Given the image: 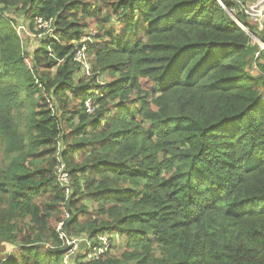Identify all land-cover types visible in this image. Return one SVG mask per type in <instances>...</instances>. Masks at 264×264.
Here are the masks:
<instances>
[{
    "label": "trees",
    "instance_id": "trees-1",
    "mask_svg": "<svg viewBox=\"0 0 264 264\" xmlns=\"http://www.w3.org/2000/svg\"><path fill=\"white\" fill-rule=\"evenodd\" d=\"M18 4L52 22L32 52ZM243 4L224 3L264 42ZM243 27L217 0H0V264H65L60 233L92 244L71 264H264V52Z\"/></svg>",
    "mask_w": 264,
    "mask_h": 264
},
{
    "label": "built area",
    "instance_id": "built-area-1",
    "mask_svg": "<svg viewBox=\"0 0 264 264\" xmlns=\"http://www.w3.org/2000/svg\"><path fill=\"white\" fill-rule=\"evenodd\" d=\"M220 4H222L223 6L225 1L227 0H218ZM235 4H240L242 3L240 0H230ZM243 7H245L243 5ZM248 9L244 10L245 15L249 16L252 20L259 22L258 25V29L259 30H263V23H260L261 20H264V0H258L257 3L253 4V5H248L247 6ZM37 27H40L41 30H44L45 32H51L53 31L52 28V22H47V21H43L42 19H38V21L36 22ZM91 30V29H90ZM88 31V33L83 37L80 46L77 47L76 49V54H75V61L79 64H82V66L84 67V69L86 71H88V55H87V49H88V45L93 43V38L96 36L95 31L91 30ZM17 32L19 33V31L17 30ZM19 35V34H18ZM41 35V34H40ZM20 36V35H19ZM260 39V52L256 53V56L258 57L260 55L261 52H264V42ZM87 108H88V112H92V109L90 107V104L87 103ZM55 174L57 177V180L59 182V184L65 188L67 197L70 195V185H71V178L69 175V171H68V167L67 164L65 162H63L61 159L58 160V164L55 167ZM61 228V225L59 227V229ZM61 238L65 241V243L67 245H73L74 248L70 250V252L67 254L66 259H65V264H71V258L73 257V255L77 252V248L79 243L84 242L88 245L89 249H92V244L87 240V239H82V240H72L69 239L64 233H60ZM111 248V242L110 239L107 235H101L99 237V242H98V246L93 248L94 254H92L90 256V258H93L95 256H100L102 254H104L105 252H107L109 249ZM75 249V251H74Z\"/></svg>",
    "mask_w": 264,
    "mask_h": 264
},
{
    "label": "rangeland",
    "instance_id": "rangeland-1",
    "mask_svg": "<svg viewBox=\"0 0 264 264\" xmlns=\"http://www.w3.org/2000/svg\"><path fill=\"white\" fill-rule=\"evenodd\" d=\"M242 2L244 3L243 5L245 6V7H242V11H244L245 9H248L247 8L248 5H253V4L257 3L258 0H242ZM21 7H22L21 4H18V6L16 5V7H9L7 12H6L7 13V18L10 21H13L16 30L19 31L18 34L20 35V37H21V39L23 41L25 51L27 52V50H28V51L32 52L33 51L32 49H34V48L37 49L39 47L40 41L44 37L49 36L50 34H52L53 31L41 33L40 32L41 31L40 27H36L35 30H32L30 28L31 21L24 15V12L16 11V8L20 9ZM230 12H231L230 14L235 16L234 14L236 12H234V11H230ZM229 17H231V16H229ZM263 19H264V17H263ZM248 21H249L250 25L254 26V27L258 26L257 23L259 24V22H256V21H254L252 19L250 20L249 18H248ZM260 23L264 24V20H261ZM34 27H35V24H34ZM114 27H118L119 31H122V26L120 25V20H118V19L114 20ZM88 29H91V30L95 31L96 36L98 35L99 30H100L99 26L98 25H94V24H91ZM96 31H98V33ZM38 33L41 34V35H39ZM259 33H257L255 30L253 32V34L257 38L255 42L258 45L260 44V39L259 38L260 37L262 38V35H259ZM93 40H95V39L93 38ZM26 63H27V65H30V61L29 60H27ZM88 63H89V61H88ZM88 68H90V73H91V69H93V67H92V65H90V63L88 64ZM249 71L252 72L253 75H257L256 67H253V66L250 67ZM80 72H81V75H83L84 77H89V75H90V74H85L83 72V69H81ZM263 90H264V88H263ZM263 90H262V92H263ZM259 102H260V104L264 105V93H261ZM83 243L84 242L79 243L78 248ZM121 247L117 246L115 248V250L113 251L112 255L113 256L114 255L115 256H119L121 254V252H122V248ZM78 248H77V250H78ZM15 251H17L16 248H14L11 245H8L6 243H2L0 245V261L2 260V258L6 257L7 255H10L11 253H13ZM74 251H75V249H74ZM70 260L72 261V258ZM80 261L81 260H79V262ZM73 262L74 261H72V263Z\"/></svg>",
    "mask_w": 264,
    "mask_h": 264
},
{
    "label": "water",
    "instance_id": "water-1",
    "mask_svg": "<svg viewBox=\"0 0 264 264\" xmlns=\"http://www.w3.org/2000/svg\"><path fill=\"white\" fill-rule=\"evenodd\" d=\"M218 1V0H217ZM219 2V1H218ZM221 5V7L224 9V10H226L227 11V13L229 14V16H231V18L239 25V26H241V27H243L242 25H241V23L239 22V20L235 17V16H233L232 14H230L231 12L225 7V6H223L222 4H220ZM244 28V27H243ZM244 31L248 34V35H250L251 37H252V39L254 40V41H256V36H254L251 32H249L247 29H244Z\"/></svg>",
    "mask_w": 264,
    "mask_h": 264
},
{
    "label": "bare ground",
    "instance_id": "bare-ground-1",
    "mask_svg": "<svg viewBox=\"0 0 264 264\" xmlns=\"http://www.w3.org/2000/svg\"><path fill=\"white\" fill-rule=\"evenodd\" d=\"M257 39V38H256Z\"/></svg>",
    "mask_w": 264,
    "mask_h": 264
},
{
    "label": "clouds",
    "instance_id": "clouds-1",
    "mask_svg": "<svg viewBox=\"0 0 264 264\" xmlns=\"http://www.w3.org/2000/svg\"><path fill=\"white\" fill-rule=\"evenodd\" d=\"M245 29V28H244Z\"/></svg>",
    "mask_w": 264,
    "mask_h": 264
}]
</instances>
